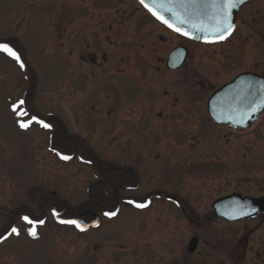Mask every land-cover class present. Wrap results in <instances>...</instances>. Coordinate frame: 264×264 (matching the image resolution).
I'll return each mask as SVG.
<instances>
[{
  "label": "rangeland",
  "instance_id": "374dc122",
  "mask_svg": "<svg viewBox=\"0 0 264 264\" xmlns=\"http://www.w3.org/2000/svg\"><path fill=\"white\" fill-rule=\"evenodd\" d=\"M237 23L235 49L233 40L183 41L135 0H0V42L25 64L0 54V264L255 258L264 234L254 233L246 252L247 227H223L211 208L232 193L264 195V123L241 133L208 124L215 89L242 71H264V0ZM179 46L187 64L169 71L165 61ZM20 100L51 127L21 129L12 111ZM166 195L188 202L185 216L197 223L209 218L206 230L184 221ZM54 208L63 218L98 216L99 226L80 233L57 223ZM25 215L43 221L36 238ZM10 226L20 235L5 239ZM198 236L203 247L189 255Z\"/></svg>",
  "mask_w": 264,
  "mask_h": 264
},
{
  "label": "water",
  "instance_id": "95a60500",
  "mask_svg": "<svg viewBox=\"0 0 264 264\" xmlns=\"http://www.w3.org/2000/svg\"><path fill=\"white\" fill-rule=\"evenodd\" d=\"M136 1L141 5L140 0ZM248 1L250 0H244V3L238 5L232 10L231 19L232 23L234 24V29L236 14L240 10V7ZM141 6L143 7V5ZM164 15L165 18L169 19L170 21L172 20L170 14L164 13ZM158 22L175 34L187 40L202 44H214L222 42L232 35H229L226 39L209 43L205 42V39L202 38V33L193 32L191 28L181 26L184 27V29L189 33H192L193 37L195 38H189L180 35L179 33L168 28L160 21ZM187 57L188 51L185 48H178L169 54L166 67L170 70H177L183 66ZM207 111L210 118L216 124L229 125L235 130L246 129L250 124L256 122L264 111V79L252 74H242L238 76L233 81L225 84L213 93L208 101ZM212 209L215 216L223 218L228 222L251 219L258 216L259 214L264 213V197L260 199H252L249 197H243L239 194H232L215 200L212 204ZM57 213L59 214L58 216H56L57 222L59 224L74 226L70 224L60 223L59 221L61 219L76 220L85 229L81 231L74 226L80 232H86L91 228H96L100 223V219L98 216H95L92 221L87 222L80 217L64 219L61 217L63 215V212ZM196 245L197 240L193 239L190 242L189 251L194 252V250L196 249Z\"/></svg>",
  "mask_w": 264,
  "mask_h": 264
},
{
  "label": "snow or ice",
  "instance_id": "6c2138e0",
  "mask_svg": "<svg viewBox=\"0 0 264 264\" xmlns=\"http://www.w3.org/2000/svg\"><path fill=\"white\" fill-rule=\"evenodd\" d=\"M141 5L158 21L166 25L171 30L179 33L180 35L195 38L192 33L184 29L186 26L191 28L193 32H200L203 34L205 42H215L218 40L226 39L232 34L234 24L232 23L231 14L232 10L238 5L244 3V0H140ZM164 13L171 15L172 20L165 18ZM174 21V23H173ZM0 54L14 60L21 69L25 67L21 55L18 50L14 48L9 42H0ZM25 101L20 100L18 103L13 104L12 111L17 117V122L21 129H28L33 123L39 124L45 129H49L51 125L35 114H32L26 107ZM63 160H69L72 157L57 153ZM133 203V201H128ZM147 205L144 203H136L135 207L143 208ZM116 211H106L104 215L111 218L115 216ZM53 215L59 214L53 209ZM21 219L25 224L30 225L28 234L36 238L37 224H43V221H34L29 216H22ZM60 223L74 225L81 231L85 230L83 226L76 220H63ZM11 235H20V231L15 226H10L8 232L4 235L6 239Z\"/></svg>",
  "mask_w": 264,
  "mask_h": 264
},
{
  "label": "flooded vegetation",
  "instance_id": "af4514ba",
  "mask_svg": "<svg viewBox=\"0 0 264 264\" xmlns=\"http://www.w3.org/2000/svg\"><path fill=\"white\" fill-rule=\"evenodd\" d=\"M136 1V0H135ZM257 0H250V1H248L247 3H245V4H243L241 7H240V10L238 11V13L236 14V18H235V30L233 31V33H232V35L228 38V39H226V40H224V41H222V42H218V43H215V44H199V43H196V42H193V41H189V40H187V39H185V38H183V37H181V36H179V35H176V34H174L173 32H171L172 33V35H175V37H177V38H179V39H182L183 41H188V42H191V43H194V44H197V45H209V46H214V45H221V44H224L225 42H227L228 40H233V48H235V49H237V47L239 46V44H241V42H242V36L241 35H239V33H237V31H238V23H237V21H238V16L240 15V13L243 11V9L244 8H246V7H248L249 5H252L253 3H255ZM137 2V1H136ZM138 3V2H137ZM139 4V3H138ZM140 5V4H139ZM155 20V19H154ZM156 21V20H155ZM157 22V21H156ZM164 27V26H163ZM165 28V27H164ZM167 29V28H166ZM168 30V29H167ZM178 48H185L184 46H179V47H176L175 49H173L171 52H173L174 50H176V49H178ZM187 51H188V49L187 48H185ZM170 52V53H171ZM169 53V54H170ZM169 54H168V56H167V59H166V61H165V67H166V63H167V60H168V57H169ZM188 58H189V51H188V57H187V59H186V61H185V63L183 64V66L181 67V68H179V69H177V70H170V69H168L167 67H166V69L167 70H169V71H178V70H180V69H182L186 64H187V61H188ZM242 74H252V75H257V76H259L260 78H262V79H264V71L262 72V73H259V72H255L254 70H247V71H242V72H240L239 74H237L236 76H234L231 80H229L228 82H226V83H224L222 86H224L225 84H227V83H229V82H231V81H233L235 78H237L238 76H240V75H242ZM222 86H220V87H222ZM219 87V88H220ZM219 88H217V89H219ZM217 89H215L212 93H211V95L209 96V98H208V100H207V102H206V110H207V107H208V101H209V99L211 98V96L213 95V93L217 90ZM175 104V103H174ZM207 113H208V111H207ZM209 115V114H208ZM209 119H210V123H208V124H212V125H216V126H219V127H223V128H226V129H230L232 132H234V133H241V132H245V131H249V130H251L252 128H255V127H257L258 125H260V124H263L264 123V111L262 112V114H261V116L258 118V120L256 121V122H254V123H252V124H250L246 129H244V130H235V129H233V128H231L229 125H219V124H216L211 118H210V116H209ZM264 125V124H263ZM121 183H123V182H121ZM124 184V183H123ZM126 189H131V190H135L136 189V187L135 186H129V187H127L126 186ZM232 194H238V193H232ZM232 194H230V195H232ZM239 195H241V196H243V197H249V198H252V199H260V198H263L264 197V195H243V194H239ZM227 196H229V195H227ZM225 197V196H224ZM164 198L167 200V201H169V202H171L172 204H174V205H176L178 208H179V210L181 211V213L185 216L186 215V209H188V207L189 206H187L188 205V202H186V201H184V202H181V201H179L178 199H176L174 196H171V195H166V196H164ZM222 198V197H221ZM217 199H219V198H217ZM217 199H215V200H217ZM214 200V201H215ZM214 201L211 203V208H212V204L214 203ZM142 203H144V204H148V201L147 200H144ZM185 204H186V206H185ZM55 209V208H54ZM216 217V216H215ZM188 221V222H190L191 224H197L199 227H201V231L203 232V231H205L206 230V225H208V222L210 221V219L209 218H205V219H199L198 221H199V223H197L196 222V220L195 219H192V218H190V217H188V216H185V219H184V221ZM214 220H216V221H219L220 222V224L223 226V227H226V228H231V227H235V228H237V227H239V230H241L242 229V227H247V229H248V232L246 233V235L245 236H247V237H245L246 239L243 241V247L246 249L245 251L247 252V251H250V250H248L249 249V244H250V242L252 241L251 239H252V236L254 235V233L256 234H259V235H261V234H264V213H262V214H259L258 216H256V217H254V218H251V219H244V220H239V221H233V222H228L227 220H225V219H223V218H219V217H216ZM252 225H254L255 227H252L251 229L249 228V226H252ZM244 227V228H245ZM238 229V228H237ZM261 233V234H260ZM245 234V233H244ZM254 237H255V235H254ZM200 237L198 236V237H195V238H192L190 241H189V245H188V248H187V252L189 253V255L191 254L192 256H194V255H196L197 253H198V251H200L201 250V248L203 247V246H201V243H200V239H199ZM193 239H196L197 240V245H196V249L194 250V252H190L189 251V246H190V242L193 240ZM255 242H256V247L253 245V246H250V247H255L256 248V250H257V252H256V254H255V258H254V255H253V251L251 252L252 253V255L250 256L251 258H250V260L248 259H244L243 258V256H241L240 254H236L234 257H233V259H234V264H264V258H263V256H264V235L263 236H259L257 239H255L254 240ZM254 248V249H255ZM252 250H253V248H252ZM249 253V252H248ZM209 254H211V253H208L207 255H203V252H202V257H199V259H200V261H201V263L200 264H206V263H209V264H220V263H218V262H216L215 260H214V256L211 254V255H209ZM199 256H200V252H199ZM245 256H246V254H245ZM186 259V257L184 258V261H183V264H191L190 263V260H185ZM209 261V262H208ZM223 264V263H222Z\"/></svg>",
  "mask_w": 264,
  "mask_h": 264
}]
</instances>
